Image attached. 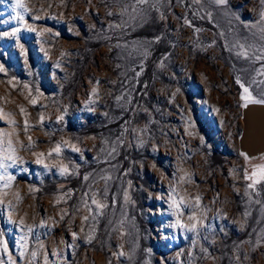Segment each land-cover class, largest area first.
Masks as SVG:
<instances>
[{
  "label": "rangeland",
  "instance_id": "rangeland-1",
  "mask_svg": "<svg viewBox=\"0 0 264 264\" xmlns=\"http://www.w3.org/2000/svg\"><path fill=\"white\" fill-rule=\"evenodd\" d=\"M21 2L0 0V264H264V155L238 147L262 0Z\"/></svg>",
  "mask_w": 264,
  "mask_h": 264
},
{
  "label": "water",
  "instance_id": "water-1",
  "mask_svg": "<svg viewBox=\"0 0 264 264\" xmlns=\"http://www.w3.org/2000/svg\"><path fill=\"white\" fill-rule=\"evenodd\" d=\"M242 130L239 137V152L249 159L264 155V103L246 104L241 114Z\"/></svg>",
  "mask_w": 264,
  "mask_h": 264
},
{
  "label": "snow or ice",
  "instance_id": "snow-or-ice-1",
  "mask_svg": "<svg viewBox=\"0 0 264 264\" xmlns=\"http://www.w3.org/2000/svg\"><path fill=\"white\" fill-rule=\"evenodd\" d=\"M141 2H143V0H141ZM217 3H219V4H225L226 3V0H217ZM262 3H264V0H262ZM16 7L17 8H23L24 7V4L21 2V0H16ZM262 17H264V13H262ZM36 18H38V17H36ZM18 19L22 21L23 20V16H18ZM30 30H34V29H30ZM17 31H19V29H17ZM245 92H247V89H245ZM21 111L23 112L24 110L21 109ZM25 130H27V122H25ZM29 140L31 141V137H29ZM74 150H78V149H74ZM55 152L56 153H59L60 152V147L59 146H57L55 148ZM40 155L42 156L43 154H40ZM49 155H51V153H49ZM5 159H11V157H7L6 156ZM41 162L42 161L40 159H37V163H41ZM62 171H67V169H62ZM261 171L264 172V169H262ZM198 202H199V197H197V203ZM189 219H195V217L194 216H190ZM195 227H196V225L193 224L192 225V228L190 230H195ZM6 249H7V245H5V250ZM33 255H35V253H33Z\"/></svg>",
  "mask_w": 264,
  "mask_h": 264
}]
</instances>
